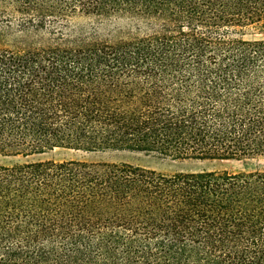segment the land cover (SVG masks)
<instances>
[{
    "label": "trees",
    "instance_id": "obj_1",
    "mask_svg": "<svg viewBox=\"0 0 264 264\" xmlns=\"http://www.w3.org/2000/svg\"><path fill=\"white\" fill-rule=\"evenodd\" d=\"M259 25L264 0H0V159L264 156ZM0 264H264V171L0 162Z\"/></svg>",
    "mask_w": 264,
    "mask_h": 264
},
{
    "label": "rangeland",
    "instance_id": "obj_2",
    "mask_svg": "<svg viewBox=\"0 0 264 264\" xmlns=\"http://www.w3.org/2000/svg\"><path fill=\"white\" fill-rule=\"evenodd\" d=\"M79 22H86L80 20ZM246 39H264V25L249 29ZM83 161V162H107L127 163L134 166L154 170L159 173L173 174L180 171H226L229 173L264 171V156L243 158L240 160H170L162 158L154 153L109 151L85 153L70 149L56 148L51 151L36 155L27 159H0L1 163L23 161Z\"/></svg>",
    "mask_w": 264,
    "mask_h": 264
}]
</instances>
